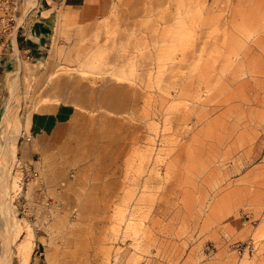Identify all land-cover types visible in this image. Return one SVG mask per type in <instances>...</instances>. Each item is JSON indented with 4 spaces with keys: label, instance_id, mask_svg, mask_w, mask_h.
<instances>
[{
    "label": "rangeland",
    "instance_id": "1",
    "mask_svg": "<svg viewBox=\"0 0 264 264\" xmlns=\"http://www.w3.org/2000/svg\"><path fill=\"white\" fill-rule=\"evenodd\" d=\"M111 1L0 46V264H264V0Z\"/></svg>",
    "mask_w": 264,
    "mask_h": 264
},
{
    "label": "crops",
    "instance_id": "2",
    "mask_svg": "<svg viewBox=\"0 0 264 264\" xmlns=\"http://www.w3.org/2000/svg\"><path fill=\"white\" fill-rule=\"evenodd\" d=\"M111 2V0H35L34 6L28 10L21 23H18V20L23 15L21 12L18 14L15 27L10 35L0 40V46L2 48L6 46L7 53L9 48L13 51L15 47L26 58H40L47 50L49 39L57 28L59 33L73 34L78 31L83 33L85 29L101 21L108 14ZM29 3L31 2L28 1ZM69 51L73 52V50ZM65 52L68 51L64 50L60 58ZM3 54L2 52L0 55L1 61L4 58L9 59L3 57ZM9 70L7 68L6 71ZM41 120L47 122L46 117ZM262 255L264 256V253Z\"/></svg>",
    "mask_w": 264,
    "mask_h": 264
},
{
    "label": "built area",
    "instance_id": "3",
    "mask_svg": "<svg viewBox=\"0 0 264 264\" xmlns=\"http://www.w3.org/2000/svg\"><path fill=\"white\" fill-rule=\"evenodd\" d=\"M28 1L29 0H0V40L10 35L11 30L16 25L18 14L20 12L23 13V9L25 6L27 7ZM31 8L32 7L26 8L25 14ZM15 169L20 173L19 180L17 181L19 183V190L23 187L26 189V185L39 178V172L35 170L32 164L21 158L17 159ZM234 247L238 254H252L254 252V244L251 238L244 242L235 243ZM35 254L41 255V252L36 249Z\"/></svg>",
    "mask_w": 264,
    "mask_h": 264
},
{
    "label": "bare ground",
    "instance_id": "4",
    "mask_svg": "<svg viewBox=\"0 0 264 264\" xmlns=\"http://www.w3.org/2000/svg\"><path fill=\"white\" fill-rule=\"evenodd\" d=\"M36 2H37V1H36ZM26 15H27V14H26ZM26 15H25V16H26ZM24 18H25V17H24ZM22 19H23V18H22ZM22 19H21V20H22ZM21 20H20V23H21ZM5 117H6V122L10 125V120H9V115H8V113L6 114ZM3 146H4V145H3ZM28 185H29V184H28ZM27 187H28V186H27ZM26 190H27V189H26ZM26 193H27V192H26ZM23 194H24V193H23Z\"/></svg>",
    "mask_w": 264,
    "mask_h": 264
}]
</instances>
